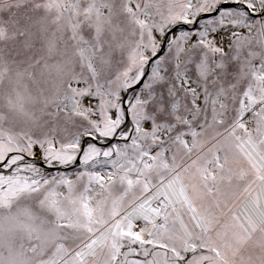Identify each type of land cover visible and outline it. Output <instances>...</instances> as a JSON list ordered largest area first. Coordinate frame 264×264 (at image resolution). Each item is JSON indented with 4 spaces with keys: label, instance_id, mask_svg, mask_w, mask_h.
I'll list each match as a JSON object with an SVG mask.
<instances>
[{
    "label": "snow or ice",
    "instance_id": "6c2138e0",
    "mask_svg": "<svg viewBox=\"0 0 264 264\" xmlns=\"http://www.w3.org/2000/svg\"><path fill=\"white\" fill-rule=\"evenodd\" d=\"M0 264H264V0H0Z\"/></svg>",
    "mask_w": 264,
    "mask_h": 264
}]
</instances>
